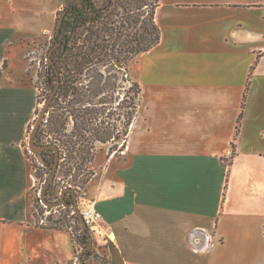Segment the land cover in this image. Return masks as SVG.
<instances>
[{
  "label": "crops",
  "instance_id": "obj_1",
  "mask_svg": "<svg viewBox=\"0 0 264 264\" xmlns=\"http://www.w3.org/2000/svg\"><path fill=\"white\" fill-rule=\"evenodd\" d=\"M53 1L50 27L0 43V264L78 261L68 231L34 220L23 141L35 106L11 83L9 41L49 30ZM155 21L159 42L133 59L126 147L86 184L95 249L107 264H264V0H159Z\"/></svg>",
  "mask_w": 264,
  "mask_h": 264
},
{
  "label": "trees",
  "instance_id": "obj_2",
  "mask_svg": "<svg viewBox=\"0 0 264 264\" xmlns=\"http://www.w3.org/2000/svg\"><path fill=\"white\" fill-rule=\"evenodd\" d=\"M158 1L71 0L63 4L58 13L55 30L57 20L63 14L58 32L53 36V45L56 42L58 45L52 52V63H46L52 86L44 100L57 79L59 84L35 134V142L56 145L59 159L55 178L62 175L63 187L75 190L88 183L94 175L90 163L96 154L97 143L121 140L118 148L112 145L109 151L113 154L124 151L141 92L140 84L129 74L128 64L160 40V29L155 21ZM248 84L249 75L235 135ZM41 136L45 137L44 142ZM231 146L230 156L223 159L226 165L231 164L236 154L233 140ZM45 152H51V170L54 151L46 149L42 152L44 163ZM51 188L52 185L48 187V193ZM66 195L71 204V194L67 192ZM63 203L68 201L64 198ZM75 219L79 222L77 216ZM47 227L62 230L58 226ZM79 240L83 244L81 248L87 244V237L81 234V225ZM93 248L95 242L92 240V246L82 255V264H87L86 258ZM79 251L77 249V254ZM103 258L107 264L108 259L105 255Z\"/></svg>",
  "mask_w": 264,
  "mask_h": 264
},
{
  "label": "rangeland",
  "instance_id": "obj_3",
  "mask_svg": "<svg viewBox=\"0 0 264 264\" xmlns=\"http://www.w3.org/2000/svg\"><path fill=\"white\" fill-rule=\"evenodd\" d=\"M9 1H11V4ZM70 1L71 0H58L61 4V9L63 4H67ZM53 3V0H0V43L4 41L6 37L10 36L12 31L15 32L22 24H27L28 26L33 27L37 25L36 22L40 20L42 21L43 19L44 27H50V15L48 14V10ZM60 11L57 12L56 18ZM54 34L55 24L49 30H44L39 33L20 34L21 36L9 41V44L12 46V54L10 57L13 60L15 69V76L11 83L14 84L15 88H17L18 83H20V77L26 86L25 98L29 99L31 103L34 102L33 105L35 106L33 110V119L27 128L26 138L23 141L24 150L30 163L32 175L31 192L33 195L34 220L38 225L58 226L62 228V230L68 231L74 242L77 255V249L79 251L83 244L79 240L80 224L77 219H75L76 215L74 213L72 203L70 204L69 195H66L65 197V200L68 201L67 204L62 203L60 206L52 209H48L39 199L40 189L50 173L49 168L52 160L51 152H45L43 158H45L46 163H42L37 159V156L29 150L27 144L30 129L34 124L45 97L47 96L46 94H48L52 86L51 72L46 67V56L49 48L54 43ZM133 59L128 64V71L130 76L135 79L136 64ZM23 66L25 68L24 71ZM45 140V137L41 136V141L44 142ZM120 143L121 140L118 142L111 141L105 144L97 143L96 154L90 163L94 174L95 170L103 168V165L106 163V159L110 155H113L118 159L120 158L119 156L122 154L121 151H118L116 154L110 153L109 151L110 146L113 145L118 148ZM62 178V175L59 174V176L54 179V183L51 184V191L49 193L47 192V198L49 200L55 201L60 197L62 190L65 188L63 187L65 183L62 181ZM75 190L79 208L89 205L84 201L86 185L76 187ZM42 219H44L43 223L41 222ZM56 219L58 221H54ZM88 231L92 235L89 227ZM103 255L104 254L93 248L87 256V260L85 262L87 264H105L103 261Z\"/></svg>",
  "mask_w": 264,
  "mask_h": 264
},
{
  "label": "water",
  "instance_id": "obj_4",
  "mask_svg": "<svg viewBox=\"0 0 264 264\" xmlns=\"http://www.w3.org/2000/svg\"><path fill=\"white\" fill-rule=\"evenodd\" d=\"M62 17H63V14H61L59 19L57 20L55 34H57V32H58ZM57 45H58V42H56L54 45H52L49 48L47 56H46L47 65L52 63V59H51L52 52L57 47ZM58 84H59V80L57 79L55 86L53 87V89L49 93V96L47 97V99L44 100V102H43V104H42V106H41V108L37 114V117L34 121V124L32 125V127L30 129V132H29L28 138H27V144H28L29 150L32 153H34L37 156V159L42 163H43V159H41L42 158L41 157L42 152L46 149H52L54 151V160L52 163V167H51V170H50L48 177L46 178L42 188L40 189L39 199H40L41 203L43 205H45L48 209H52V208L60 206L64 202V198H65V195L67 192H69L71 194L73 210H74V213L76 214V216L78 217V220H79L80 225H81V234H82V236L87 237V244L84 247H82L81 250L77 254V260H78L79 264H82L83 263L82 262V255L88 248H90L92 246L93 238H92V235L88 231V226L86 225L85 221L82 218L80 208H79V204H78V200H77L76 191L73 188L68 187V188H64L62 190L61 195L57 200L53 201V200H49L47 198V189L52 184V182L55 178L57 168H58V159H59L58 149H57L56 145H54V144H38L35 142V134H36L40 124L42 123V121L44 119L47 108H48L50 101L52 100V98L56 92Z\"/></svg>",
  "mask_w": 264,
  "mask_h": 264
},
{
  "label": "built area",
  "instance_id": "obj_5",
  "mask_svg": "<svg viewBox=\"0 0 264 264\" xmlns=\"http://www.w3.org/2000/svg\"><path fill=\"white\" fill-rule=\"evenodd\" d=\"M80 212L83 220L89 228L95 225L100 219L99 212L91 205L81 207ZM41 222L43 223L44 219H42Z\"/></svg>",
  "mask_w": 264,
  "mask_h": 264
}]
</instances>
